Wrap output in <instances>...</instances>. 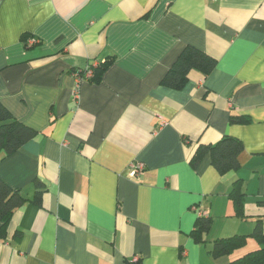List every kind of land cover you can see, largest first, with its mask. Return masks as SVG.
I'll list each match as a JSON object with an SVG mask.
<instances>
[{
	"label": "crops",
	"instance_id": "obj_1",
	"mask_svg": "<svg viewBox=\"0 0 264 264\" xmlns=\"http://www.w3.org/2000/svg\"><path fill=\"white\" fill-rule=\"evenodd\" d=\"M189 45L215 68L164 84ZM105 61L75 94L74 70ZM0 101L37 131L0 154V177L26 197L0 264H229L261 246L264 0H0ZM224 135L243 143L239 169L220 173L209 151L192 164ZM135 162L145 169L133 177ZM233 234L246 244L215 255Z\"/></svg>",
	"mask_w": 264,
	"mask_h": 264
},
{
	"label": "trees",
	"instance_id": "obj_2",
	"mask_svg": "<svg viewBox=\"0 0 264 264\" xmlns=\"http://www.w3.org/2000/svg\"><path fill=\"white\" fill-rule=\"evenodd\" d=\"M108 62H101L95 67L88 66L93 69V74L89 77H86L85 74L87 68L75 69L74 74L78 73L90 81L99 80ZM216 63L217 60L203 50L191 45L186 46L164 76L163 83L171 87L181 88L192 69H197L204 74H208L215 68ZM231 121L245 122L247 119L242 115H237L232 116ZM36 133L37 131L34 128L13 116L9 109L0 101V154L10 155L14 153L32 139ZM242 149L243 143L240 139L231 135H224L214 144H200L193 154L191 162L193 165H196L204 154L209 151L213 165L223 174L230 170L239 169L238 155ZM231 196L237 215L243 216L245 192L242 189L241 179L234 182ZM25 200L26 197L18 189H14L0 177V236L5 235L11 215ZM258 202L264 206V199H260ZM199 218L198 231H207L211 226L210 218ZM252 236L261 246L231 260L229 264H264V228L261 219H258ZM247 238L248 235L244 234L220 237L214 242L213 252L217 256L231 254L236 249L243 247L247 242Z\"/></svg>",
	"mask_w": 264,
	"mask_h": 264
},
{
	"label": "built area",
	"instance_id": "obj_3",
	"mask_svg": "<svg viewBox=\"0 0 264 264\" xmlns=\"http://www.w3.org/2000/svg\"><path fill=\"white\" fill-rule=\"evenodd\" d=\"M85 74H86V77L91 76L93 74V69L91 67H87V69L85 70ZM75 76L77 77V85L75 88V94H77L78 89H79V81L84 78L78 73H75ZM144 169H145V165L143 163L141 162L132 163L130 166V175L133 177L138 176V174H141L144 171ZM199 214L202 215L201 212ZM139 260H140V257L136 255L132 258L131 263L136 264L139 262Z\"/></svg>",
	"mask_w": 264,
	"mask_h": 264
}]
</instances>
